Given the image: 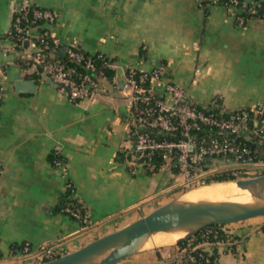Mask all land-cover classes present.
<instances>
[{
    "label": "crops",
    "instance_id": "obj_1",
    "mask_svg": "<svg viewBox=\"0 0 264 264\" xmlns=\"http://www.w3.org/2000/svg\"><path fill=\"white\" fill-rule=\"evenodd\" d=\"M245 1L247 12H260L264 2ZM26 3L53 13L43 27L62 48L102 54L109 72L91 99L72 101L30 62L0 55V261L6 264H25L19 255L25 241L73 251L179 191L174 171L129 170L133 138L120 91L126 67L161 66L165 78L185 87L190 103L205 109L264 102L262 11L240 25L234 8H203L197 0H0V33ZM16 77L34 81L33 90L18 92ZM70 201L88 210L89 224L62 210ZM224 227L240 243L214 251L217 264H264V221ZM168 246L171 255L174 245ZM160 248L127 259L155 261Z\"/></svg>",
    "mask_w": 264,
    "mask_h": 264
},
{
    "label": "built area",
    "instance_id": "obj_2",
    "mask_svg": "<svg viewBox=\"0 0 264 264\" xmlns=\"http://www.w3.org/2000/svg\"><path fill=\"white\" fill-rule=\"evenodd\" d=\"M197 3L203 8H234L240 25L246 19L241 11L251 9L245 0ZM261 11L264 16V4ZM53 21L49 9L26 3L15 11L8 30L0 33V55L30 62L72 101L91 99L105 77L108 62L102 54H87L73 44L66 43L62 48V41L43 27ZM194 72L199 73V68ZM195 82L193 78L191 83ZM120 91L133 138L127 160L130 172L175 170L181 176L180 187L204 184L206 174L219 162L228 167L234 179L261 174L253 170L264 166V160L247 142L254 138L264 144V102L234 109L202 108L187 100L185 87L165 78L161 66L149 70L126 67ZM212 159L216 160L210 164ZM55 163L59 165L60 161ZM62 210L85 225L90 223L88 210L79 203L65 205ZM239 243L240 239L224 225H210L182 242L180 248L174 244L169 257L140 264H217L214 251H231ZM20 250L25 264L29 259L36 264L62 254L52 245L33 248L27 241ZM114 264L138 263L125 258Z\"/></svg>",
    "mask_w": 264,
    "mask_h": 264
},
{
    "label": "water",
    "instance_id": "obj_3",
    "mask_svg": "<svg viewBox=\"0 0 264 264\" xmlns=\"http://www.w3.org/2000/svg\"><path fill=\"white\" fill-rule=\"evenodd\" d=\"M15 85L18 92H31L34 81L16 77ZM226 181H232L239 189L246 190L249 199L185 200L184 194L190 190L188 189L114 231L99 236L73 251L36 264H114L144 250L169 245L145 246L153 236L156 238L163 233L183 232L184 235L174 243L178 244L206 226L225 225L264 216V173Z\"/></svg>",
    "mask_w": 264,
    "mask_h": 264
},
{
    "label": "bare ground",
    "instance_id": "obj_4",
    "mask_svg": "<svg viewBox=\"0 0 264 264\" xmlns=\"http://www.w3.org/2000/svg\"><path fill=\"white\" fill-rule=\"evenodd\" d=\"M249 197L246 190L239 189L232 181L212 182L208 185L190 189L184 194V199L191 201L201 199L247 201ZM183 235V232L163 233L159 237L154 238L153 236L150 238L145 246L171 244Z\"/></svg>",
    "mask_w": 264,
    "mask_h": 264
},
{
    "label": "trees",
    "instance_id": "obj_5",
    "mask_svg": "<svg viewBox=\"0 0 264 264\" xmlns=\"http://www.w3.org/2000/svg\"><path fill=\"white\" fill-rule=\"evenodd\" d=\"M264 2L261 4L263 5ZM258 11V8H256L255 10L251 11V12H247L246 10H243L241 11V13L244 15V16H248V15H253V14H256V13H261L260 12H257ZM104 71L106 72H109V70L107 68H104ZM252 148H256L258 149L259 151V157L262 158L264 160V144H259L257 143V141L252 138V140L248 141L247 142ZM216 159H223V157H217ZM213 162V159L211 160L210 164ZM209 165V163H208ZM207 166V165H206ZM174 172H176L175 170H173ZM207 176H205L204 180H205V183H209V182H212V181H226V180H232L234 179V177L230 174V170L229 169H226L224 171H221V172H217V173H208L206 174ZM72 204H75V202H65V204H63V207L65 205H72ZM62 207V208H63ZM182 246V243H178L177 244V247H181ZM21 248V246H20Z\"/></svg>",
    "mask_w": 264,
    "mask_h": 264
},
{
    "label": "rangeland",
    "instance_id": "obj_6",
    "mask_svg": "<svg viewBox=\"0 0 264 264\" xmlns=\"http://www.w3.org/2000/svg\"><path fill=\"white\" fill-rule=\"evenodd\" d=\"M214 160H216V159H213V161ZM227 168L228 167L214 166V167H211L210 172H208V173L214 174V173H217V172L224 171ZM253 171H255L256 174L260 171L261 174H262V173H264V166H261L260 168H256ZM232 180H236V179H232ZM176 181H181V176L179 174L176 175ZM180 184H179V188H180L179 191L178 192L176 191L174 193L175 195H171V199L174 198V197H176V196H179L180 194H182L183 192H185L188 189L196 188V187H199V186L203 185V184L199 183V184H195V185L193 184L190 187H180L181 186ZM245 221H250V225H255L256 226V225H259V223L261 224L264 221V217L251 218L250 220H245ZM246 223H248V222H246ZM254 228H256V227H254ZM175 242H176V240L173 243H171V244H174ZM171 244H169V245H171ZM171 249L172 248L169 247V246L168 247L160 248L159 253H160L161 257H163V258L169 257L170 256ZM0 264H6V263L4 261H0ZM16 264H19V263H16ZM27 264H34V262H31V260L29 259L28 262H27Z\"/></svg>",
    "mask_w": 264,
    "mask_h": 264
}]
</instances>
